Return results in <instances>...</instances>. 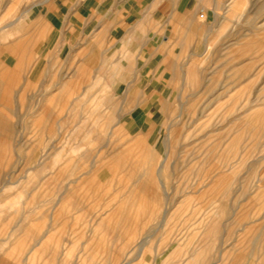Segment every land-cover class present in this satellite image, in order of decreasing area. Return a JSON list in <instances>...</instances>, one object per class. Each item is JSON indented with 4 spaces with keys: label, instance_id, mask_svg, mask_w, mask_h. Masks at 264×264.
I'll return each instance as SVG.
<instances>
[{
    "label": "rangeland",
    "instance_id": "1",
    "mask_svg": "<svg viewBox=\"0 0 264 264\" xmlns=\"http://www.w3.org/2000/svg\"><path fill=\"white\" fill-rule=\"evenodd\" d=\"M126 1L109 50L66 45L61 0H0V264H264V0Z\"/></svg>",
    "mask_w": 264,
    "mask_h": 264
},
{
    "label": "crops",
    "instance_id": "2",
    "mask_svg": "<svg viewBox=\"0 0 264 264\" xmlns=\"http://www.w3.org/2000/svg\"><path fill=\"white\" fill-rule=\"evenodd\" d=\"M59 0H56L58 2ZM74 1V0H73ZM73 1L70 2L69 5H65L63 1L61 0V8L66 9L67 14H69L68 20L65 24L63 18L60 21H56L51 19L53 25H61L65 27L64 29H67L68 34L66 35L64 32H62L63 38L66 41L67 39H70L72 37V34H70V30L73 29V22L71 20V16L74 15L76 20V39L74 40V47L69 46L68 44H65L70 48H77L80 45L86 46V41L90 38L94 41L96 40H108L109 41V50L114 47V43L117 38L122 37L124 34L123 26H117V24L125 23V19L127 16L126 10L127 8H131L132 5L128 4L126 0H120V3L116 5V9H113L115 6L116 0H77L76 4L73 5ZM55 2V3H56ZM198 4L201 6H204L208 10V4L211 3V0H197ZM99 5V12L97 13L94 11V7ZM196 3V6L194 8L189 9L184 14H179L177 11L172 12L169 15L168 21L166 22L167 30L173 35L171 36V40H167L165 42H159L157 45V48L160 50L157 52V54H161L163 57L160 60V63L165 65L167 67V70H164V72H175L178 71L179 68L173 67L175 64L179 63L177 59H173L171 56H174L172 51H169L173 45V42L178 40H183L186 44L189 45L194 44L196 47L200 46V43L197 42L196 45V36H200L203 32L206 31V24H200L198 23L197 15H196V8L198 6ZM92 20H91V18ZM145 17V16H144ZM149 17V16H148ZM65 18V16H64ZM88 18V19H86ZM100 20L99 22H97ZM102 20V21H101ZM120 20V21H119ZM206 20V18H205ZM59 23V24H58ZM99 24V25H98ZM54 27V26H53ZM206 27V28H203ZM165 29V28H164ZM205 29V30H204ZM82 35V36H81ZM136 35V34H135ZM138 37L136 36V39ZM115 39V40H114ZM56 41V40H55ZM58 41V40H57ZM135 44V43H134ZM118 47L120 48L119 57L120 59L123 55L126 57L129 56V50L124 44V42L117 43ZM133 45V44H132ZM94 47H96V43L93 44ZM136 46V45H135ZM168 50V51H165ZM116 56V55H115ZM182 70V69H181ZM172 78V77H171Z\"/></svg>",
    "mask_w": 264,
    "mask_h": 264
},
{
    "label": "bare ground",
    "instance_id": "3",
    "mask_svg": "<svg viewBox=\"0 0 264 264\" xmlns=\"http://www.w3.org/2000/svg\"><path fill=\"white\" fill-rule=\"evenodd\" d=\"M201 16H204V15H201ZM0 82H1V81H0ZM5 84H6V83H5ZM6 85H8V84H6ZM3 86H4V85H3ZM4 92H5V91H4ZM2 93H3V92H2ZM48 109H49V108H48ZM48 109H47V110H48ZM47 110H46V111H47ZM4 115H5V112L3 111V109H0V120L5 119ZM7 124H8V123H6V124H4V125H7ZM0 150H2V149H0ZM136 164H137V163H136ZM132 165H133V164H132ZM134 168H135V167H134ZM134 171H135V170H134ZM132 172H133V171H132ZM132 172H131V173H132ZM134 173H135V172H133V174H134ZM143 174H144V173H143ZM146 175H147L148 178L146 177V179H145L144 176H143V178L145 179L146 182H148V179H149L150 173L147 172ZM152 176H153V175H152ZM129 177H130V176H129ZM136 179H137V178H136ZM136 179H135V180H136ZM140 180H141V182H142L143 179L141 178ZM149 180H150V179H149ZM137 181H138V180H136V182H137ZM141 182L138 181L139 184H140ZM143 182H144V181H143ZM136 196H137V195H136ZM134 198H135V197H134ZM137 199H142L143 201L145 200V199L143 198L142 195L137 196ZM134 200H135V199H134ZM134 200H133V201H134ZM138 202H139V201H138ZM135 204H136V203H135ZM139 204H140V202H139ZM136 205H137V204H136ZM123 206H124V205H123ZM135 207H136V206H135ZM145 207H146V206H145ZM131 231L133 232L132 237H134V236L137 234V232H139V231L136 232V231H134V230H132V229H131ZM134 232H135V233H134ZM30 238H31V237H30ZM125 241H127V240H125ZM128 242H129V241H128ZM45 247H46V246H45ZM174 247H175V246H174ZM168 248H169V247H168ZM171 249H172V248H171ZM182 253H183V252H182ZM119 254H120V253H119ZM190 254H191V253H190ZM188 256H189V254H188ZM190 256H192V255H190ZM186 257H187V256H186ZM180 258H181V257H180ZM191 259H192V258H191ZM115 261H116V259H115Z\"/></svg>",
    "mask_w": 264,
    "mask_h": 264
}]
</instances>
